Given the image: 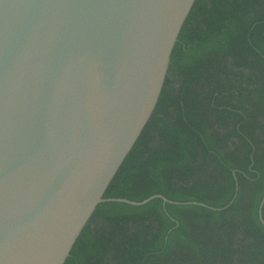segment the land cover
Listing matches in <instances>:
<instances>
[{"label": "water", "instance_id": "95a60500", "mask_svg": "<svg viewBox=\"0 0 264 264\" xmlns=\"http://www.w3.org/2000/svg\"><path fill=\"white\" fill-rule=\"evenodd\" d=\"M195 0H0V264H63L150 118ZM260 214V213H259Z\"/></svg>", "mask_w": 264, "mask_h": 264}, {"label": "trees", "instance_id": "16d2710c", "mask_svg": "<svg viewBox=\"0 0 264 264\" xmlns=\"http://www.w3.org/2000/svg\"><path fill=\"white\" fill-rule=\"evenodd\" d=\"M63 264H264V0H195L156 106ZM260 213V214H259Z\"/></svg>", "mask_w": 264, "mask_h": 264}]
</instances>
